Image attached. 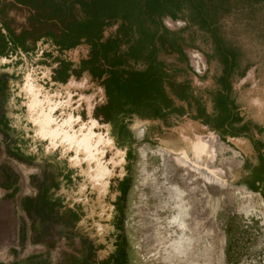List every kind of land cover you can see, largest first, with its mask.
<instances>
[{
    "label": "rangeland",
    "instance_id": "374dc122",
    "mask_svg": "<svg viewBox=\"0 0 264 264\" xmlns=\"http://www.w3.org/2000/svg\"><path fill=\"white\" fill-rule=\"evenodd\" d=\"M199 1L207 11L215 12L209 13L214 16L215 31L225 48L235 53V67L228 79L229 99L236 107L230 113L232 118H242L240 124L229 127L238 133L235 136L221 134L219 112L214 108L213 91L219 89L222 71L214 41L189 20L187 12L177 19H161L182 50V55L174 50L156 53V59L172 70L166 86L171 106L162 117L146 112L114 115L105 110L103 86L83 74L63 84L52 82L54 65L38 64L48 51L46 45L27 57L0 58V71H5L0 76V116L12 127L7 135L0 130V143L6 139L24 143L25 156L34 159H3L0 148V172L5 167L12 183L31 197L26 218L33 238L42 246L38 264H151L158 258L162 240L153 238L151 215L162 217L165 210L156 207L159 201L146 199L147 189L135 194L137 151L143 144L182 150L191 157L194 143L217 136L238 152L240 162L232 167V179L225 184L256 194L264 212V3ZM166 19L175 26L168 27ZM115 28H107L104 36ZM190 50L204 58L201 74L190 65ZM86 53V46L80 45L63 52L61 58L76 66ZM142 67L141 62L134 64L136 69ZM241 124L246 131L239 129ZM139 127L144 131L142 138L135 132ZM42 195L52 204V211L36 204ZM216 202L210 216L201 218L204 222L199 219L206 223L201 225L202 232H208L199 236L203 241L199 239L198 245L207 263L264 264V220L258 213H237L222 199Z\"/></svg>",
    "mask_w": 264,
    "mask_h": 264
},
{
    "label": "trees",
    "instance_id": "16d2710c",
    "mask_svg": "<svg viewBox=\"0 0 264 264\" xmlns=\"http://www.w3.org/2000/svg\"><path fill=\"white\" fill-rule=\"evenodd\" d=\"M5 1L0 3V58L27 57L46 45L48 51H44L38 64L54 65L51 81L63 84L71 76L86 75L103 86L107 98L105 110L116 116L140 112L152 117L166 114L171 106L166 86L171 82L172 70L156 59V53L174 50L182 55V50L176 35L161 25V19H177L189 13V20L196 22L214 41L222 65L219 89L213 91L220 132L238 134L229 128L242 122L241 117L232 118L230 113L236 109L229 99L228 80L235 67V53L225 48L215 31L214 16L209 14L215 12L207 11L199 0ZM225 1L220 0V4ZM251 1L264 3V0ZM112 26L115 30L105 37V30ZM80 45L86 46L87 53L76 66L61 58L63 52ZM138 62L143 64L140 69L134 68ZM183 88H187L186 84ZM239 129L246 131L247 127L241 124ZM43 196L36 204L40 202L48 212L52 211V204Z\"/></svg>",
    "mask_w": 264,
    "mask_h": 264
},
{
    "label": "bare ground",
    "instance_id": "6f19581e",
    "mask_svg": "<svg viewBox=\"0 0 264 264\" xmlns=\"http://www.w3.org/2000/svg\"><path fill=\"white\" fill-rule=\"evenodd\" d=\"M165 23L168 27L174 25L168 19ZM187 54L193 70L201 74L203 68L200 65H203V56L192 50ZM135 132L138 138H142L144 132L142 127L137 128ZM137 152L138 161L136 160L135 166L138 182L135 194H139V189L141 191L147 189L146 199L159 201L160 204L155 203L158 204L156 207L165 210L162 217L157 214L151 215L153 238L155 239L156 235L158 240H162L158 242L161 245V249H157L160 250L159 256L157 259H152L158 253L154 254L155 256L151 257V264H204V262L208 264V258L204 257L205 252H202L203 250L200 252L198 249L199 239L203 232L207 231L202 232L201 225L214 211L217 206L215 203L219 199L237 213L246 216L258 213L264 220L263 205L256 194L243 188H228L225 184L227 180L232 179V167L238 166L240 162L237 159L238 152L223 144L217 136L209 135L194 143L191 157L182 150L174 152L163 147H150L147 144L140 145ZM145 205L150 209L155 206L146 203ZM199 219L203 222L200 223ZM200 231L202 234L199 235ZM221 244L222 241L219 246ZM206 247L208 249L209 245ZM210 249L211 244L208 251L206 250L207 254ZM217 251L222 258V249L219 248Z\"/></svg>",
    "mask_w": 264,
    "mask_h": 264
},
{
    "label": "crops",
    "instance_id": "0c3cea01",
    "mask_svg": "<svg viewBox=\"0 0 264 264\" xmlns=\"http://www.w3.org/2000/svg\"><path fill=\"white\" fill-rule=\"evenodd\" d=\"M3 72L2 69L0 76H5ZM3 117L0 116V130L7 135L12 127ZM0 148L4 151L3 159L17 162L34 160L25 156L24 143H11L6 139L0 143ZM0 174L4 175V180H0V264H38L42 246L38 239L33 238V229L26 218V206L31 197L26 190L12 183L13 177L5 167ZM23 174H28V171Z\"/></svg>",
    "mask_w": 264,
    "mask_h": 264
}]
</instances>
